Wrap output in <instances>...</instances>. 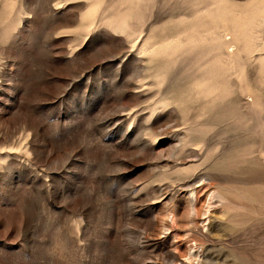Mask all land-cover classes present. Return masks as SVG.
I'll use <instances>...</instances> for the list:
<instances>
[{
  "label": "rangeland",
  "instance_id": "rangeland-1",
  "mask_svg": "<svg viewBox=\"0 0 264 264\" xmlns=\"http://www.w3.org/2000/svg\"><path fill=\"white\" fill-rule=\"evenodd\" d=\"M0 264H264V0H0Z\"/></svg>",
  "mask_w": 264,
  "mask_h": 264
}]
</instances>
